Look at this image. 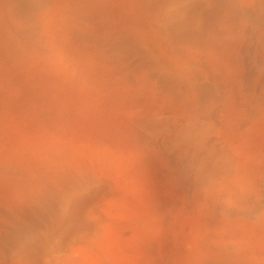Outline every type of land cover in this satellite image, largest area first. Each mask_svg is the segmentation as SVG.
Masks as SVG:
<instances>
[{"label": "rangeland", "instance_id": "1", "mask_svg": "<svg viewBox=\"0 0 264 264\" xmlns=\"http://www.w3.org/2000/svg\"><path fill=\"white\" fill-rule=\"evenodd\" d=\"M0 264H264V0H0Z\"/></svg>", "mask_w": 264, "mask_h": 264}]
</instances>
